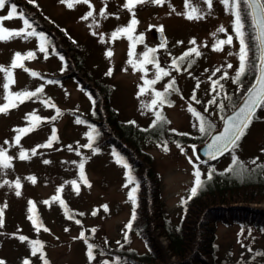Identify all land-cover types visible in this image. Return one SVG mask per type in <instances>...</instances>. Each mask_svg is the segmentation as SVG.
Returning <instances> with one entry per match:
<instances>
[{"label":"rangeland","instance_id":"obj_1","mask_svg":"<svg viewBox=\"0 0 264 264\" xmlns=\"http://www.w3.org/2000/svg\"><path fill=\"white\" fill-rule=\"evenodd\" d=\"M90 3L91 9L82 3L68 8L60 0H35L34 4L29 3V0H11L0 9V16H4L12 4L16 5L17 13H27L28 7L27 14L31 21L38 22L45 30L55 29L52 25L54 23L63 27L72 39L79 42L77 53L86 66L84 71H75V65L72 64L67 71H61L64 67L62 56H59L46 32L37 30L34 24L32 27L37 32L44 33L47 38L44 52L40 51L38 37H13L0 41V65L9 66L16 52L24 55L31 51L34 58L23 60L24 68L45 76H31L24 68L12 69L15 83L10 85L9 92H35L41 86L43 91L19 103L17 107L0 113V149H4L6 155L12 158L9 167L0 166V209L3 210L0 260L5 264H23L25 260L29 264H44L45 260L48 264H104L105 261L107 264H128L129 258L124 257V254L139 256L146 252L143 240L131 228L126 227L134 209L128 192L136 189V184L133 178L129 183L125 175L126 169L116 162L114 153H118L109 142L103 141L105 134L99 132L101 127L97 130V127H92L93 123L90 125L93 122L91 119L97 118V114L91 108V98L86 97V89L77 81L78 77L96 87L95 77L90 79L86 72L105 73V82L110 89V104L123 123L128 121L137 127L154 125L155 113L163 115L164 120L158 122L166 125L168 136L153 142L145 152L151 156L150 168L158 176L162 206L172 224L179 220L181 203L191 194L190 189L194 185L193 164L189 163V158L199 168L200 179L207 175L203 162L194 156V149L198 145L197 140L204 141L209 134L199 131V121L187 110L189 104L212 125L208 129L209 133L216 130L222 116L236 106L229 103L234 98L237 99L234 88L238 81L234 83L233 77L239 67V40L233 31L234 16L230 11H225L220 0H212L211 9L204 0H191V5L198 8L203 16L202 19L193 20L182 14L177 15L185 11L184 0H165L160 5L151 2L136 5L133 12L138 23L131 35L134 38L142 35L143 42L135 43L131 59L139 62L143 59L142 53L154 48L156 51L151 55L161 68L169 72L168 76L157 81L139 97L138 86H143L145 79H154L156 68L152 64H145L144 71H134L132 65L127 63L129 45L132 42L126 35L111 38L113 31L126 27L133 18L132 13L123 7L126 0H90ZM102 7L108 13L107 18L99 15ZM89 10L93 11V17L81 19ZM93 18L99 22L98 26L92 23ZM3 26L18 30L23 27V21L15 16L3 21ZM161 26L167 37L164 47H160L161 43L156 38L155 30ZM220 26L226 31L218 32ZM228 36L233 38L231 44L223 45L220 51L213 50L217 40L227 39ZM193 39L196 43H189ZM61 45L67 51L66 60L73 58L74 49ZM193 47L200 52L199 56L192 53L183 61L178 60ZM109 50L112 55L106 56L105 53ZM173 59L178 60L179 70L172 67ZM228 64L232 68H228ZM110 69L111 74L108 75ZM216 69L220 71L217 72ZM70 73H75L76 77L66 76ZM46 75L52 77L49 79ZM173 79L177 90L169 89L166 103L162 106L157 104L152 109L141 106L142 101L150 104L154 98L153 92H163L165 85ZM213 81H218V84L214 86ZM4 83V73L0 72V105L6 103ZM194 89L196 100L192 99ZM94 92L102 99L97 88ZM212 100L215 102L209 103ZM48 104L55 107L47 106ZM57 109L60 115H57ZM259 110L237 146L217 161L219 170L232 171L234 177H237V173L240 174L241 171L260 168L264 176V107ZM29 114H34L40 120L32 131L20 136L17 144L15 137L18 133L14 130L30 126L32 121L27 118ZM77 119L84 123H76ZM102 127L104 132L110 134L108 127ZM53 128L56 129L57 140L50 147H37L47 144ZM92 129L95 137L93 148L98 149L95 154L92 148L82 147L89 142L85 134ZM165 144L167 151H164ZM34 148L35 154L32 153ZM22 149L26 152L27 159H20ZM233 155L239 161L238 164L232 163ZM122 158L125 161L123 156ZM82 160L87 184L80 179L79 164ZM145 167L149 168V165L146 164ZM227 169L231 170L226 171ZM28 177H33L35 182ZM17 180L20 183L19 196L15 187ZM71 181H76L78 192L74 190ZM57 196L59 200L53 199ZM29 201H32L31 205ZM45 201L48 203H44ZM105 205L107 210L103 207ZM251 206L264 210V203ZM30 207H34L33 212H29ZM151 209L153 227L154 210ZM30 216H39L36 220L43 227L37 231ZM81 232L89 238L88 243L94 245V259L91 261L87 255V244L78 238ZM20 236L28 239L22 241ZM33 240H39L42 244L41 251L35 254L29 243ZM159 240L164 244L162 237ZM216 258L220 264H264V232L252 226L218 223Z\"/></svg>","mask_w":264,"mask_h":264},{"label":"trees","instance_id":"obj_2","mask_svg":"<svg viewBox=\"0 0 264 264\" xmlns=\"http://www.w3.org/2000/svg\"><path fill=\"white\" fill-rule=\"evenodd\" d=\"M28 10L27 7V13ZM239 11L244 39L248 47V63L244 75L240 77L234 88L237 99L234 98L229 104H236L240 100L253 82L257 70L258 47L249 8L244 0H240ZM27 13L25 12L28 16ZM32 24L39 31L46 32L55 50L63 54L64 58L67 56V51L63 50L61 44L74 49L73 58L68 60L65 58L61 71H67L72 64L75 65V71L85 70L86 66L77 53L79 42L72 39L63 27L54 23L52 25L55 29L51 26L53 29L47 31L36 21H32ZM67 75L76 77L75 73ZM86 75L90 79L95 77L96 87L85 83L81 77H78L77 81L86 89V97L91 98V108L97 114V118L91 119L93 122H90V125L93 123L92 127H97V130L101 127L99 132L105 134L103 141L109 142L111 147L127 160L128 173L136 184V200L133 209L135 218L132 219V215L130 219L131 231L143 240L146 252L139 256L124 254V257L129 258L128 264H220L216 258V225L218 223L238 224L241 227L252 226L264 232V210L251 206V204L264 203V176L261 174V169L241 171L240 174L237 173V178L232 171L219 170L218 160L203 164L207 175L201 178L202 187L198 189L195 196L190 194L183 200L179 220L172 224L162 206L158 176L154 169L150 168L151 156L145 152L153 142L168 136L166 125L158 122L155 125L137 127L128 121L123 123L120 115L110 104V89L105 82V73L88 71ZM46 77L50 79L52 76L46 75ZM96 88L102 95V99H99V94L94 92ZM103 125L105 128L108 127L110 134L103 131ZM202 141L198 139L197 143ZM146 164L149 168L145 167ZM209 169H214L210 179ZM149 206L154 210L153 227L152 214H150L152 209ZM160 237L163 238L164 244L160 242Z\"/></svg>","mask_w":264,"mask_h":264},{"label":"snow or ice","instance_id":"obj_3","mask_svg":"<svg viewBox=\"0 0 264 264\" xmlns=\"http://www.w3.org/2000/svg\"><path fill=\"white\" fill-rule=\"evenodd\" d=\"M10 0H0V9H3L5 7V5L7 3H9ZM60 2L62 4H66V6L68 8H73L76 4H86L89 6V8H92V5L90 3V0H60ZM154 3L157 5L163 4L165 3V0H126V3L123 5L124 8H126L129 12L132 13V19L129 20L128 25L126 27H119L117 28L115 31H113L111 33V38L112 39H116L119 38L120 35H126L127 38L129 39V41H131L132 43H130L129 45V60L127 61V63L131 64L133 67V70L136 71L137 69L144 71V65L145 64H152L155 68H156V73H155V78L151 79V80H144V84L143 86H138L139 87V91L137 93V96L139 97L140 95H143L146 91H148L149 88H151L152 85H154L157 81L161 80L164 76H168L169 72L166 71L164 68H161L160 65L155 61V57L152 56L151 54H154L156 49L151 48V49H147V51H145L144 53H142L143 59L140 60L139 62L134 61L133 59H131V57L134 55L133 49L135 46V43H142L143 42V36H139V37H133L131 35L132 32H134L135 30V25L138 23V21L135 19V13L133 12V9L136 7V5L139 4H145V3ZM220 2L224 5L225 7V11H230L232 13V15L234 16V21L232 22V26H233V31L235 33L236 38L239 40V51L237 53L238 59H239V67L236 70L235 76L233 77V82H237L239 81L240 77L242 75H244L245 71H246V66L248 63V47L245 43V39H244V32H243V24L241 23V16H240V11H239V5H240V0H220ZM29 3H35V0H29ZM204 3L207 4L208 8L211 9L212 7V0H204ZM244 3L248 6V7H252L256 9V14H259L260 16L264 17V4L260 3V0H244ZM184 8L185 11L183 13H177V15H184L185 18L189 19V20H193V19H202L203 16L199 13V9L196 7H193L191 5V0H184ZM173 11H175V9H172ZM99 15L101 17L107 18L108 13L105 10V7H102L99 9ZM15 16H18L22 21H23V27H21L20 29H8L6 27L3 26V21H7L10 20L12 18H14ZM89 17H93V11L89 10L84 16L81 17V19L83 20H87ZM254 18H255V14H254ZM93 24L97 25L99 24V22L93 18ZM257 24L258 27L260 29V34L262 36H264V20H257ZM89 27H92V25H89ZM152 27V26H150ZM161 32L163 31L162 26L159 29ZM218 32H225V28L223 26H220L217 29ZM96 33H93V35H95ZM212 35H215V33H213ZM13 37H22L24 39H28L29 37H38L40 40V51L44 52L45 51V44L48 43L47 38L45 37V34L42 32H37L33 27L32 24L29 22V20L27 18H25V15L23 12L17 13V8L15 4H12L9 11L7 12L6 15L4 16H0V41L3 40H8L11 39ZM232 36H228L227 39L224 40H217L216 43L213 45V50L215 51H220L222 50L223 45H227V44H231L232 43ZM101 42L103 43V34H101ZM180 43V42H178ZM189 43L191 44H195L196 41L190 40ZM160 47H164V43L162 42ZM192 53H195L197 56L200 55V52L197 50V48L193 47L191 49H189L188 51H186L181 57L178 58L179 61H183L186 57H189ZM231 55V53H229ZM106 56H111L112 52L109 50L105 53ZM34 58V54L29 51L26 54L22 55L19 52L14 53L11 64L7 67H5L4 65H0V72L4 73V80L5 83L3 84V88L5 90V95H4V99L6 101L5 104L0 105V113L3 112H7L10 108H15L18 106L19 103H23L24 100L26 99H30L31 97L35 96L37 93H40L43 91L42 86L36 88L35 92H29V91H19V92H9V87L11 84L15 83V80L13 78V72L12 69L14 68H24V65L22 63L23 60L25 59H33ZM178 60L177 59H173L172 61V67L173 68H177L178 69ZM190 66V65H189ZM228 68H232L231 64L227 65ZM264 67V66H262ZM24 71L29 72V74L31 76H38L39 74L37 72L31 71L27 68H24ZM216 71H220V69H216ZM108 75L111 74V69L109 70V72L107 73ZM215 73H213L214 75ZM225 76H227V73H225ZM224 77H221V79H223ZM143 79V77H142ZM211 79V78H210ZM49 83H52L53 81H48ZM213 85H217L218 81H213L212 82ZM197 87H199V83H197ZM222 87V86H221ZM169 89H172L173 91H176L177 89H175V80L173 79L172 81H170L168 84L165 85L164 87V91L160 92V91H154L153 92V96L154 98L152 99L150 104H144V102H141V106L142 107H146L148 109H152L153 107L157 106V104L159 105H163L164 103H166V96L168 94ZM248 92L250 93V95H248L247 99H245L244 101V105L242 107L239 108V111L234 113L232 116L228 117L225 120V126H224V131L216 136L212 137V142L208 145V155L211 159H215L217 158V156L222 155L224 152H227L231 149H234L237 146V142L241 139V137L244 135L245 130L248 128L249 124L252 122L253 118H254V114L257 108H260L262 106H264V72H261L256 79L255 84L248 89ZM192 99L196 100V96H195V89L193 90V95H192ZM197 103H199V101H196ZM215 101H209V103H214ZM47 104V102H45ZM47 106L50 107H55V105L53 104H48ZM170 106V103H169ZM221 107H223L221 105ZM192 115L193 117H195L196 120L199 121V131L202 134H210L208 132V129H210L212 127V125L210 123H208L205 119L204 116H202L199 112H197L192 106L191 104H189L188 109H187ZM205 111H207V108H205ZM57 115H60V111L59 109H57ZM156 119L153 121V124L155 125L156 122L158 121H163L164 117L160 112H156L155 113ZM28 119H30L32 121V123L30 124L29 127L27 128H21V129H15L14 131H17V136L15 137V142L18 144L20 141V136L32 131L38 124L40 118L35 116L34 114H29ZM52 119H56V117H52ZM76 123L80 124V123H84V121L77 119ZM195 126V125H194ZM173 131H175L173 129ZM94 129H92L90 132L86 133L85 135L88 136V140L89 142L85 145H83L82 147L84 148H92L93 153L95 154V152L98 151V149L93 148V140H94V135H93ZM57 140V136H56V129L53 128L52 129V136L49 138L48 142L46 145H38L37 147H50L52 142ZM7 143V141H6ZM69 149L71 150V145L68 146ZM177 147H180L179 144H177ZM167 145L165 144L164 146V151H167ZM181 151L183 152V148H181ZM36 149H32V153L35 154ZM79 154V153H78ZM115 158H116V162L118 164H122V166L127 169L129 166L128 164L123 160V158L121 156H119L118 154H115ZM20 159H27L28 156L26 154V152L22 149L19 153ZM12 158L7 156L5 153L4 149H0V166L3 167H9V161ZM45 163H48V161H44ZM255 161H253L254 163ZM189 163L193 164V176L195 177L194 180V185L193 187L190 189L191 192V196H195L197 194V191L200 187H202L203 182L200 179V171L199 168L196 166V164L193 163L192 159L189 158ZM232 163L238 164L239 161L237 160V158L235 157V155H233L232 157ZM79 169H80V179L87 184V179L84 176V162L83 160L80 162L79 164ZM231 170V169H227L226 171ZM214 171V169H209V179L211 178V173ZM126 176H128V180L129 183L132 182V177L131 175L126 172L125 173ZM28 179L33 180V177H28ZM5 183H8L7 181H5ZM73 185V188L75 191H79V188L76 184V181H71L70 182ZM15 187L17 189L16 194L19 196L20 192H19V188H20V183L19 180H17L15 182ZM125 187H127V185H125ZM57 191L59 192L60 189H57ZM135 192L136 189L133 188L131 191L128 192V198L129 200H131L133 202V204H135ZM191 196L189 197V199L191 198ZM53 199L55 200H59V196L54 197ZM183 202V201H182ZM44 203H48V201H45ZM61 205H63V201H60ZM29 204H32V201H29ZM105 208V210H107V206H103ZM34 211V207H30L29 208V212H33ZM93 215H95V213H93ZM135 218V214L133 213V217L132 219ZM29 219L32 220L33 225L36 226L37 231L39 230L40 227H43L42 225H40L38 223V221L36 219H34L32 216L29 217ZM78 224L80 223V221H76ZM3 226V210L0 209V227ZM127 228H131L132 227V222L131 220L129 221V223L126 225ZM45 231H47V229H45ZM93 232H95V229H92ZM80 239H83L84 242L87 244V248H88V258L91 261L92 259H94L93 254H92V249L94 248V245L89 244L88 243V238L85 237L84 233L81 232L80 236L78 237ZM19 239L23 240H27V237L24 236H20ZM29 243L32 246V252L33 254L41 251L42 248V244L39 240H33V241H29ZM251 250V249H249ZM257 255H261V253H257ZM43 258V257H42ZM0 264H5L4 261L0 260ZM23 264H29V262L27 260L23 261ZM44 264H48V262L45 260ZM104 264H107V262L105 261Z\"/></svg>","mask_w":264,"mask_h":264},{"label":"water","instance_id":"obj_4","mask_svg":"<svg viewBox=\"0 0 264 264\" xmlns=\"http://www.w3.org/2000/svg\"><path fill=\"white\" fill-rule=\"evenodd\" d=\"M260 3L262 4L261 0H260ZM249 9H250V12H251V15H252V20H253V23H254V26H255L256 36H257V41H258V46H259V57H258V63H257V74H256L255 80H254V82L252 84V86H253L255 84V82H256L257 76L261 72H264V67H262V66H264V36H262L260 34V29H259L258 24H257V20H264V17L260 16L259 14H256V9L255 8L249 7ZM254 14H255V18H254ZM156 38L159 41H161V42H165V40H166L163 31L161 32L160 30L156 31ZM248 95H250V93L247 91L245 93V95L243 96L242 101H240V103L231 112H229L228 114H226L223 117L219 129H217L214 132H212L206 142H204L203 144H201L198 147H196L195 155H196V157L199 160H203V161L211 160V158L208 155V152H209L208 145L212 142V137L216 136V135H219V134H221L224 131L225 120L228 117L232 116L234 113L239 111V108L244 105V101H245V99H247ZM220 156L221 155L217 156V158L220 157Z\"/></svg>","mask_w":264,"mask_h":264}]
</instances>
